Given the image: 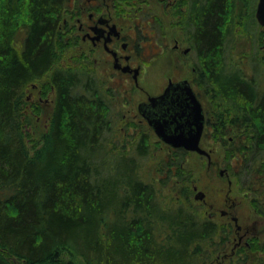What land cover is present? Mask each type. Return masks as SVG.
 Returning a JSON list of instances; mask_svg holds the SVG:
<instances>
[{
    "label": "trees",
    "instance_id": "16d2710c",
    "mask_svg": "<svg viewBox=\"0 0 264 264\" xmlns=\"http://www.w3.org/2000/svg\"><path fill=\"white\" fill-rule=\"evenodd\" d=\"M67 1L0 0V264H264V242L229 252L228 228L194 205L190 153L157 152L131 134L115 141L106 96L61 67ZM193 2L189 23L219 108L213 134L223 163L238 186L246 170L264 184V54L243 65L237 0ZM45 81L52 112L31 145L25 118L41 115L27 90Z\"/></svg>",
    "mask_w": 264,
    "mask_h": 264
},
{
    "label": "flooded vegetation",
    "instance_id": "af4514ba",
    "mask_svg": "<svg viewBox=\"0 0 264 264\" xmlns=\"http://www.w3.org/2000/svg\"><path fill=\"white\" fill-rule=\"evenodd\" d=\"M193 1L68 0L61 16L62 23L59 25V32L64 41L63 45L65 44L63 47L69 48L72 43L75 46L79 45L78 49L81 50L80 56L83 59L80 58L77 67L62 65L61 67L68 72H81L84 78L92 83L87 86V89H90L94 96H97V92L100 96H106L114 124L117 123V119L121 114L119 107L125 109L127 106L129 109L128 113L124 114V118L132 116L134 125L131 126V133L127 128H122L124 131L123 136L126 135L127 137L130 134L134 138L139 136L144 142L148 141L150 143H154L152 139H155L156 142H160L163 150L157 152L164 154L183 149H174L161 140L152 122L166 124V129L169 132L175 129L178 122H186L187 116L182 114V110L187 104L184 91L179 88L168 89L170 86L178 84H181V86H184L185 83L189 84L203 108L205 126L201 148L208 155L184 151L190 153V155L196 153L203 159L206 158L209 162V169H211L213 167V150H207L205 144L211 141L221 144V141H218L213 134L218 124L217 112L219 108L215 104V100L212 101L211 99L215 95L212 87L209 86L208 74L200 50L195 42L196 29L189 23L190 10L194 7ZM158 5H162L164 9L167 8L166 13L169 14L170 12L169 16L176 20V23L172 20L175 23L174 26H176V30L172 34L169 33L170 28L164 26L159 17L153 16L154 7ZM184 18H187V20ZM172 25L173 23L170 22L171 27ZM159 28H161V32L157 35L155 29L158 30ZM226 39V47L229 50H227V54H231L233 52L231 45H234L233 31L227 35ZM147 48H149L147 52H142ZM98 53H102L107 57L109 68L105 71L104 77H101L98 73V59L92 60L93 55ZM150 56L168 60L169 70L165 75L166 84L161 90H157L155 85L154 89L146 91L148 94L144 99L137 101L135 95L140 89V82L146 72L145 64L140 62L138 58H145L147 63H151L153 60L149 59ZM246 63L249 65L250 61H246ZM187 71L190 72L188 76L186 75ZM247 76L250 79L254 78V75L249 71H247ZM123 80L127 81L129 85L121 87ZM166 92L168 95L160 99ZM53 102L52 99L50 104H53ZM103 108L106 110V103L103 104ZM186 113L189 114V111L187 110ZM124 118L122 122L125 121ZM219 172L220 176L225 177L228 183L226 204L223 205V208H217L213 204H210L209 207L216 213L220 212V216L229 220L226 223L229 228L232 227L230 222H234L236 225L240 221L235 212L237 201L235 199L232 201L230 197L233 192L232 185L237 182V177L232 176L231 171L225 167L220 168ZM253 173L250 170L243 172L245 177L240 187L241 202L246 201L257 217L264 218V184L258 174L259 171L256 180L251 178ZM195 188H197V191H195ZM194 191L195 196L199 191L204 193V200L198 202L201 206L203 203L206 205L208 195L206 190L202 191L194 186ZM205 214L208 219L215 221L214 214L209 212L208 215ZM261 242H264V226L257 229L246 228L240 249L234 252L235 254L239 253L243 248Z\"/></svg>",
    "mask_w": 264,
    "mask_h": 264
},
{
    "label": "rangeland",
    "instance_id": "374dc122",
    "mask_svg": "<svg viewBox=\"0 0 264 264\" xmlns=\"http://www.w3.org/2000/svg\"><path fill=\"white\" fill-rule=\"evenodd\" d=\"M151 1V0H150ZM147 2V0H146ZM258 0H237V5L235 9V14L237 15L235 19V47L238 51V54L244 58V61L252 60L255 57H263L264 54V46L261 48L259 47L262 43L260 40L261 36H259V33L262 28L257 25L255 22V12L257 8ZM146 6V5H144ZM148 9V8H147ZM167 8H163L162 5H158L157 7H154V11L152 12L156 17H159L161 22L163 21L164 26H168L170 28L169 33L172 34L173 31L176 30V20L169 16L168 13H166ZM253 18L255 20L254 25L252 27L247 28L246 19H250L251 23L253 21ZM175 22H173V21ZM249 20V21H250ZM170 22L173 23L172 27L170 26ZM159 30V31H158ZM155 29L156 34H160L159 29ZM264 32V31H263ZM23 34V32L21 33ZM157 34V35H158ZM263 35V34H262ZM21 38V36H20ZM78 46H75L74 43L69 48L64 49V55L61 56L62 60L60 64L65 67H77L78 61L83 59L80 54L82 53ZM149 48L146 50H143L142 52H147ZM98 59V73L101 75V77H104L105 71L109 68L107 65L106 56L102 53H98L96 55H93V59ZM142 58V57H141ZM140 57L138 60L140 62H143L146 66V72L143 75V80L140 82V89L138 93L135 95L138 100L144 99L148 93L146 91H150L155 88L157 90H161V88L166 84V78L165 75L167 74V71L169 70V62L166 58H157V57H149L150 60H153L151 63H147V59ZM147 63V64H146ZM248 63H244V66H247ZM155 65V66H154ZM153 66V67H151ZM259 68V67H258ZM190 74L189 71L186 72V75L188 76ZM47 81L44 83H37L34 86L30 87L27 90V101L29 100V106L30 108L39 109L40 110V118L33 119V115H26V124L25 129L27 130V133L30 136H33V138H30L31 145L33 144L32 141L34 140V136L37 134L36 131L34 133V129L43 130L46 124V118L44 116L45 110L47 113H51L52 106L50 104V101L53 98L54 92L51 90V87L48 88ZM114 83V82H113ZM128 86L127 81H122L121 87ZM123 91V89H122ZM29 108V109H30ZM128 107L126 106L125 109H121L119 107V111L121 114L119 115L117 119V130L120 131V134H117L116 142L122 143H128L131 140V137L129 138L126 135L123 136L124 131L122 128H127V130L130 132L132 130L131 126H133L132 122V116H127V118H124L122 116L123 114L128 113ZM124 111V112H123ZM50 116V115H49ZM124 118L125 121L122 122L121 120ZM35 134V135H34ZM33 139V140H32ZM129 139V140H128ZM133 140V139H132ZM154 143H150L152 147L156 151H163L161 149L160 142H156L155 139H152ZM166 146V145H165ZM207 150L212 149L213 155V167L209 169V162L207 159H203L202 157L198 156V154L189 155V160L192 164V168L194 171V175L196 178V182L194 186L198 187L199 190L207 192V204L201 206L197 200H195V191L193 193V202L194 205L199 209L200 211L204 212V216H206L205 213L208 212L211 214H214V217L216 218L215 221H217L218 224L225 226L228 228V224H226L229 220L227 218H224L220 216V212L216 213L212 209H210L209 205L213 204L215 207L223 208V205L226 204V192L228 191V183L225 177L220 176L219 169L224 168L223 166V157H224V147L222 144L214 143L213 141L207 142L205 144ZM159 147V149H158ZM192 156V157H190ZM151 165V163H150ZM148 173H151V169L148 166L147 169ZM233 186V192L231 200L234 201V199L237 201V207L235 209L236 215L239 217L240 221L238 224L235 225L234 222H230L232 224V227H229L227 230L230 231V241L228 244L229 252L235 254L234 251H237L240 249V244L242 240L244 239V231H246V228H261L264 226V218L257 217L254 211L251 209L250 205L246 203V201L241 202V192L240 187L237 185V182H234ZM194 188V187H193ZM203 209V210H202ZM212 210V211H210ZM207 217V216H206ZM240 227V228H239ZM239 228V229H238Z\"/></svg>",
    "mask_w": 264,
    "mask_h": 264
},
{
    "label": "water",
    "instance_id": "95a60500",
    "mask_svg": "<svg viewBox=\"0 0 264 264\" xmlns=\"http://www.w3.org/2000/svg\"><path fill=\"white\" fill-rule=\"evenodd\" d=\"M256 18L259 24L264 27V0H259ZM179 88L184 91L186 106L182 110V114L187 116L186 122H178L177 126L172 132L166 129V124L160 122H152L153 127L159 137L173 148H182L186 151L197 152L202 155H208L200 146L201 139L204 132L205 116L203 108L189 84L185 83L170 86L168 90ZM168 93L162 96L163 99ZM189 111V114L186 111ZM205 197L203 192H198L195 199L203 200Z\"/></svg>",
    "mask_w": 264,
    "mask_h": 264
},
{
    "label": "bare ground",
    "instance_id": "6f19581e",
    "mask_svg": "<svg viewBox=\"0 0 264 264\" xmlns=\"http://www.w3.org/2000/svg\"><path fill=\"white\" fill-rule=\"evenodd\" d=\"M142 5H143V4H142ZM184 19L187 20V18H184ZM255 19H256L257 22H255V20H254V18H253L252 24L254 25V22H255L257 25H259V26L262 28V30H264V27H262V26L259 24V22H258L256 16H255ZM237 66H242V65H241L240 63H237ZM247 135H248V137L251 138V139H253V138L255 137V135L252 133V131H251L250 129H248V133H247ZM258 159H261V158H258ZM261 160H262V159H261ZM157 195L159 196V198H163V194H161L160 192H158Z\"/></svg>",
    "mask_w": 264,
    "mask_h": 264
}]
</instances>
